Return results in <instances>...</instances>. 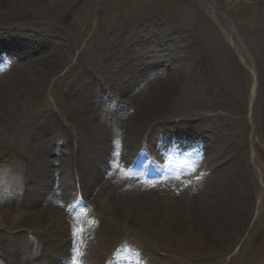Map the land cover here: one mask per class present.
<instances>
[{
	"label": "rangeland",
	"instance_id": "rangeland-1",
	"mask_svg": "<svg viewBox=\"0 0 264 264\" xmlns=\"http://www.w3.org/2000/svg\"><path fill=\"white\" fill-rule=\"evenodd\" d=\"M7 29L23 31L26 36L0 41V68L8 77L16 69L23 73L31 68L33 73L39 60L54 55L49 49L40 50L51 40L55 42L52 47L61 51L57 55L61 61L54 67L45 96L31 103L26 99L22 109L28 113H19L7 125V136L0 142V167L9 164L0 168V209L9 206L11 213L2 211L8 216L0 227V264H19L18 256L26 255L33 245H39L42 264H55L49 251L56 246L65 255L72 249L74 264H108L105 260L110 253H117L128 264H264V0H32L24 4L9 0L0 5V31ZM34 40H38L35 48ZM203 51L206 56L201 55ZM197 57L206 58L205 64H198ZM225 59L229 67L237 61L250 67L248 77L240 73L232 78L224 68ZM179 69L183 74L176 97L168 105H153L147 114L148 123L151 116L165 113L162 125L148 135L137 122L143 108L152 104L144 99L153 97L158 85L165 86L162 79L167 70ZM141 73H147L142 80ZM254 82L255 100L251 96ZM19 84L7 79L8 89ZM131 90L135 96L128 99ZM89 106L92 112L85 115L87 124L93 129L90 124L102 122L103 136L94 139L84 134L82 140L70 127ZM115 116L127 123L128 133L115 130L119 128ZM198 124L218 135L224 150L212 159L202 179L199 162L193 170L198 176L177 172L186 162L181 158L171 162L178 177H164L141 148L144 137L166 148L164 158L176 157L173 142L182 150L187 146L182 135ZM188 152L179 154L192 159L194 154L187 157ZM107 153L112 161L104 181L89 187L88 196L67 200L83 178L89 177L88 169L99 170L97 155ZM32 160L43 162L37 163L40 167L47 164L45 173L32 170ZM240 164L244 166L242 177L236 175ZM226 173L230 176L223 181ZM15 174L22 183L9 188L10 176ZM29 174L33 180L42 177L41 183L32 187V181L25 179ZM217 177L223 193H230L234 182L241 188L239 179L245 178V192L241 189L236 195L244 208L231 218L227 206L213 209L216 200L210 204ZM26 187L48 198L63 197L61 218L67 216L70 226L62 230L60 219L50 223L39 219L33 224L23 220L22 211L15 207L20 204L22 210H33V205L24 203L32 194L23 191ZM130 193L137 194L126 196ZM164 195H172L171 200ZM159 198L164 199L163 209L155 204ZM146 199L156 207L154 231L138 226L143 217L131 214V209L108 219L98 207L102 201V206L117 209L121 203L125 208L124 200L144 206ZM179 211L181 216L175 214ZM204 219L206 223L199 222ZM225 224H232L236 232L240 228V234L246 230L243 237L237 234L229 245L223 244L220 231ZM188 231H194L198 246L189 238L186 249L172 243H179ZM69 235L73 240L68 244ZM66 257L58 255V260L63 262Z\"/></svg>",
	"mask_w": 264,
	"mask_h": 264
},
{
	"label": "bare ground",
	"instance_id": "bare-ground-1",
	"mask_svg": "<svg viewBox=\"0 0 264 264\" xmlns=\"http://www.w3.org/2000/svg\"><path fill=\"white\" fill-rule=\"evenodd\" d=\"M12 1L17 2L18 4H21V3L24 4V3L28 2V1H32V0H12ZM8 2H9V0H0V5L2 6L3 4H7ZM2 38H3L2 34H0V39H2ZM34 41L35 42H34L32 47L35 48V47H37V41L38 40H34ZM40 41L43 45L44 42L42 40H40ZM54 43L55 42H53V40H51V41H49L47 46L40 49L41 51L44 49H49V51L53 52L54 55L50 56L46 61L40 62V60H39V62L36 64L37 69H35L33 73L31 71L30 67H27L30 69H26L23 73H21L19 70L16 69V72L14 74H12L10 77L7 76L8 73L5 74L3 72L4 70H2V73H0V142L4 141L6 136H7V125L10 124L11 121H14L15 118L19 115V113H21V112H22V114L28 113L22 109L23 106L27 103L26 99L29 101V103H31V101H34L35 99L40 100V98L45 96L46 91L48 89V84L51 82V76L53 75L54 67H56L55 66L56 63H59L61 61V59L57 56V55H60L61 51L55 50L52 47L54 45ZM201 55L206 56L207 52L203 51V54H201ZM197 58H198L197 59L198 64L203 65V63L206 62V58H203V57H197ZM218 65L222 66V64H218ZM225 65H226V59H225ZM227 66L229 67V65H226L224 68L228 69V71L231 72L232 78L237 77L240 73L241 74L245 73L246 76L248 77V73L251 72L250 67H248V69H246V67L243 66L242 64H239L238 61H237V63H234L233 65H231V67H229V68ZM144 74L145 73H143V74L141 73L140 77H142V75H144ZM182 74H183V71L181 69L171 70V71L167 70L164 74L163 79H162L163 82L166 80L165 86L163 87L164 83L161 85H158L157 90L153 91V94L155 92H157V93L153 97L151 95H148L144 99L147 102L151 101L152 104L150 107L145 106L148 109L144 110V108H145L144 107L138 116L139 118H138L137 122L139 123L140 127L143 128L142 130H144V131L146 130L147 132H152L156 127L162 125V121L165 120L164 119L165 113H161V114H159L153 118L151 116L150 121L148 123L146 120L148 118L147 114H148L149 110L153 107V105L156 108L161 107L165 104L168 105L170 103V101L174 97H176V93L179 91L178 86L181 85L180 81H181ZM7 79L9 80V82H12L13 84H17V83H20V84L8 89ZM250 83H251V80H250ZM256 91H257V82H254L253 87H252V93H251V96H252V98L254 97V100H255V96H256ZM127 96H129L128 99L129 98L132 99L133 96H135L134 91L131 90L129 92V94H127ZM137 97H139V96H137ZM107 99L110 100V97H108ZM124 102H127V100L122 101V103H124ZM90 103H93V102L90 101ZM87 109H88L87 111L84 110L85 111L84 115L76 116V122H75V124H72L70 129L73 131L74 134H76L77 138L80 137L82 140H85V138H82V135H84V134L88 135L89 137L91 136L94 139H99L103 136V134H102L103 123L100 121L98 122L97 120L95 122H93L92 124L89 123L91 125V128H93V129H90L89 125L87 124V120H86L85 115L91 114L92 108L89 106V107H87ZM119 109L121 110V112L125 113V111L122 110L120 107H119ZM165 109H166V107H165ZM256 111H257V109L255 108L254 109V115H257ZM158 117H161L162 119L161 120L156 119ZM247 117H248V115H247ZM70 119H71V117H69L67 122H69ZM114 122L119 123V128H117L118 131L126 130V132L128 133L127 129L124 127V125H127V123H124V120H122L121 117L115 116ZM45 124H46V121H45ZM104 130H106V129H104ZM134 135H133V137H134ZM99 144L100 143L98 141V145L96 146V150H97V147L99 146ZM0 151H1V147H0ZM234 152H235V149L232 150V155ZM252 152H254V151H252ZM74 153H75V150H74ZM72 155H74V154L72 153ZM96 159L101 160V159H99L98 155H97ZM111 159H112V157H111L110 153H107V155H105V156L103 155L102 160L98 164V166H99L98 171H99L100 177L98 176L97 169H88L87 176H89V177L83 178L82 183H80V186H78L80 188V194L87 195L91 191V189L89 187H94L96 184H98L96 181H98V180L100 182L104 181V177L107 174L106 164L108 166L107 161H110ZM32 161L33 162L29 165V167H31L32 170H41L40 173H45L44 171H46V169L48 167L47 164H44V166H41L42 167L41 168L39 165H37V163L40 165H43V162L40 163V162H36L35 160H32ZM232 162H234V158H232ZM8 167H9V164H6V165L2 164L0 168L3 169V168H8ZM243 167H244L243 164H240L239 171L236 172V175L238 177H242L244 175L242 173ZM26 169L28 170L29 168L26 167L25 171H26ZM20 170H22V168H20L19 171ZM104 171H105V173L103 176ZM5 174H6V172L3 173V175H5ZM5 176H6V181H8L9 178H8L7 174ZM223 176H224L223 181H226L229 178L230 174L226 173V175H223ZM10 177L12 178L11 179L12 182L11 181L8 182L10 186L16 188V187H18L19 184H21V181H20L21 178L17 174L11 175ZM25 178H26V180L30 179L31 181H34L31 174L25 175ZM215 181H216V188L217 189L215 191L214 198L210 201V204H211L216 200V202H215L216 204L213 205V209H219V207L224 208L227 206L228 207L227 213H231L230 217H228V218H231L233 216V214H235V213L236 214L240 213V211L244 208V206H243L244 203H242L240 201V199H237L236 195H239V192H241V189L243 190V192H245V188H244L245 187L244 186L245 178L243 180L239 179V181H243L241 188L238 187L237 183L234 182L235 188L232 189L229 187L231 189L230 193L229 192H225V193L220 192V189H219L220 178L217 177L215 179ZM231 181H233V180L231 179ZM44 187H46V184L43 185L40 189H42ZM96 187H97V185H96ZM237 188L240 190H237ZM29 191L32 192V194L28 195V198H27V200L25 199L26 201L24 203L29 204L30 206L33 205V208H31L33 210H28V211L26 209L22 210L23 209L22 207H19V209L15 208V210H18V211L21 210L22 211L23 220H28L29 223L33 224L34 222L38 221L39 219H41L43 221H47V223H50L52 221H56V220L60 219L59 227L63 230L65 228V226H64L65 221H64L63 216L61 218V215L63 212L59 209V207L63 206V204H62V201H64V200H62L63 197H61L60 200H58L55 196H50L48 198L46 193L45 194H44V192L40 193V192H38V190L36 191V193H34L33 191H31L29 189L24 190V192H29ZM103 191H104V189L102 188L101 192H103ZM135 194H137V193H130V194H127L126 196H129L131 198V196H133ZM137 196L141 197L143 199L146 198V197L141 196V195H137ZM66 197H67V200H69L71 202L73 201V195L72 194L67 195ZM162 197L167 199V200H170V196H168V195H164ZM163 198H159L155 202V204L158 205L160 207V209L164 208V207H161L162 206L161 204L164 201ZM124 201H125V208H124V205H123V207H121V205H122L121 203H119V204L117 203L119 205L117 207V209L116 208L112 209L110 206H106V205L102 206L103 204H105V202H102V201H98V203H99V205H101L100 206L101 213H103L104 216L107 215L108 219H113L114 217H116L115 214L122 215V213H124L127 210L130 211V209H131L132 210L130 212L131 214H133L135 216L143 217V220L138 222V226H144V227L150 228V229H152V231L156 230V228H157L156 227V224H157L156 219L157 218H155V216H153V213H154V215H156V213H155L156 207H154L153 204L150 203L149 199L143 200L145 202V204H144V206L140 205L141 207L137 206V203H136V205H133V202H131V201H129V202H127V200H124ZM187 201L191 202L192 200L187 199ZM169 204H171V203H169ZM134 206H136L135 209H134ZM8 207L9 206H4L3 209L5 212L9 211ZM118 208L121 209L122 212H119ZM3 209L2 210L0 209V227L2 225H4V220L8 216L6 214L5 215L3 214V212H2ZM112 213H114V214H112ZM8 214L10 215L11 213L8 212ZM175 214L177 216H181L182 212L179 211L178 213H175ZM59 216H60V218H59ZM223 216H224V213L221 216V218H223ZM220 219H219V221L223 222ZM199 222L200 223H206V219H204L203 222L202 221H199ZM225 225L223 226V230L220 231L221 236H222V243L223 244L228 243V245H229L231 242H233L234 237L237 234L239 235L241 233V230L239 228V229H237V232H236V231H234V228L231 226L232 224L226 225V227H225ZM217 227L218 228L220 227L218 225V223H217ZM244 232L242 234H240V236H239L240 239L243 237ZM61 234H63V233H60L59 236H61ZM238 235H237V237H238ZM200 237H201V235H200ZM166 238H171V236H168V237L166 236ZM179 238L181 239L179 242L180 244L178 243V241L172 242V243H175V245L186 249V247H188V244L185 243L186 242L185 240H186V238L187 239L189 238L190 240H192L193 244H195V245L197 244L196 246H198V240L199 239L195 238L194 231L193 232L188 231L186 235H184L182 238L181 237H179ZM202 243H203V241H202ZM37 249L38 248H36L34 245L33 251L31 250V251L27 252L26 255L19 256L18 259L20 260L21 264H28L31 260L30 257L34 255V251H36Z\"/></svg>",
	"mask_w": 264,
	"mask_h": 264
}]
</instances>
